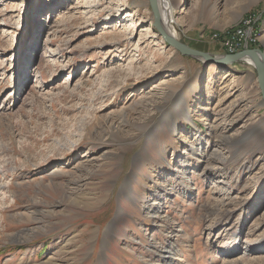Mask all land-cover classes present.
Returning <instances> with one entry per match:
<instances>
[{"label": "rangeland", "instance_id": "rangeland-1", "mask_svg": "<svg viewBox=\"0 0 264 264\" xmlns=\"http://www.w3.org/2000/svg\"><path fill=\"white\" fill-rule=\"evenodd\" d=\"M57 1L0 0V264H161L175 244L173 264H264V252H227L264 240L255 66L175 51L149 0ZM167 1L169 31L185 44L230 54L213 47L252 16L258 40L239 51H264V0ZM221 129L223 160L207 165L223 181L206 182V160L190 157L188 192L178 176L159 216L146 214L148 188L162 180L150 181L154 168L176 175L183 141L205 137L209 154Z\"/></svg>", "mask_w": 264, "mask_h": 264}, {"label": "bare ground", "instance_id": "bare-ground-1", "mask_svg": "<svg viewBox=\"0 0 264 264\" xmlns=\"http://www.w3.org/2000/svg\"><path fill=\"white\" fill-rule=\"evenodd\" d=\"M54 1H56V0H54ZM59 1L60 0H58L57 3ZM78 3H79V0H77L75 3L74 2H71L69 4L70 5L69 6V9L70 10L75 9V7H77L76 5ZM156 4H157V6L159 8V15H160V19L162 21V24H163L164 29H166V31L168 33H170V34L173 35V33H171L169 31L170 17L168 16V13H169V11H168L169 6L167 5L168 4V1L167 0H156ZM56 11H57V8L55 7V10H54L53 14H55ZM70 15H71V12H70ZM241 26H242V23H241ZM254 28H256V27H254ZM234 30H236L238 33H246V32H248V29L246 30V29L241 28V27L240 28L238 27V28H236ZM252 34H253V40H252V44H253V43H256V41L258 40V36H256V34L253 33V30H252ZM213 35H214V37H217L216 34H213ZM228 35H230V33ZM227 38H228V36L225 37V40L224 41H227ZM221 47L223 48L222 45H221ZM233 53H235V52H233ZM259 58H260V56H259ZM245 59H248V61H250L252 63V60L250 59V57H247ZM227 73H229V72H227ZM202 116L203 115H201V117ZM192 126L195 127L193 123H192ZM171 128L177 131L175 124H173V127H171ZM225 130L221 129L218 133H216L214 135L215 140H216V143H215L214 149H213L214 151L213 152H210L209 154H208V152L205 151L206 148L204 147V141L207 140L205 137L203 138L202 136H197V137H195V140L194 141H191L189 143L188 142L185 143V141H183V143L185 145H187V147H188L187 150H185V152H184L186 158L183 159V160H180L181 164L176 169V172H175L176 175L170 176L167 173L166 174H163L160 171L158 172V169L154 168V170L152 171L153 174L151 175V177H148L149 175L147 177L152 182L157 181L159 178H162V180H161V185L159 186L158 189H155L153 186H151V187L148 188V190H149L148 191V195H147V198L144 200V203H143V208L146 209V214L152 215V216H156V217L159 216V210L161 208L160 206L163 203L164 198L166 197V194H165L167 192L166 190H167V188H174L173 187L174 186L173 183H174L175 179H178V176H181V178L183 177V179H179V182L182 183L181 186L184 189L183 191H185V189H186L187 192H188V190H189L188 189V185H189L188 183L190 181H193L192 180V176L191 175L190 176L188 175V172H189V169H190V166H191L190 157L197 156L198 159L203 160V158H204L206 160L205 168L202 170L203 171L202 172V175L204 176V179H205L206 182H208L209 184H212L213 187H214V185L217 187V183L220 182V181H223L224 172H223L222 168L217 169L216 167H211V166H208L207 164L211 163L209 161V159L212 158L211 157L212 155H214L218 159H222L223 160V154H224L223 153V150H224L223 142H229L230 141V140H227L226 139V138H230V137H226L225 136V134H226L225 133ZM192 133L193 132L191 131V134ZM207 154L209 156H207ZM148 160H150V159H148ZM150 167H151V165H150ZM133 170L134 169H132V171ZM194 170H196V168ZM154 172L156 173L155 175H154ZM132 178H133V175H130V176L128 175L127 176V179L124 182L125 183V188L130 187L129 183L132 180ZM169 190H171V189H169ZM246 203L247 202H244V203L240 204L241 205V208H240V211L241 212H242V210L245 207H247L245 205ZM258 204H261V203L259 202ZM213 230H218V228L212 227V229H210V232L213 231ZM237 230H238V227H235L233 232H236L237 233ZM262 241H263V243L257 244L254 247H251L250 244L248 243V244H246L245 247H242V246H239L238 245L234 249L228 248L227 252L232 257L237 256L238 253H240V255L242 257L245 256V255H247V256L248 255H252L253 256L254 254H256L258 252H264V240L262 239ZM178 249H179L178 244H175L173 247H171L170 248L171 256L162 257L163 260H161V261H163V262L160 261L161 264H173V262H176L177 260H175L174 258L177 257V256L182 255V254L179 253V250ZM161 256H164V255H161ZM68 260H69V258L68 259L65 258V259L59 260L58 258H55V257L52 256V259H51V263L50 264H68ZM178 260H181L182 261V258L180 257V259H178ZM18 264H31V261L30 260L29 261L28 260H24V259L21 258V260L19 261Z\"/></svg>", "mask_w": 264, "mask_h": 264}, {"label": "water", "instance_id": "water-1", "mask_svg": "<svg viewBox=\"0 0 264 264\" xmlns=\"http://www.w3.org/2000/svg\"><path fill=\"white\" fill-rule=\"evenodd\" d=\"M149 5L151 6L153 14V25L158 31V33L163 37V40L169 47H172L175 51L179 52L184 56H189L195 60H198L201 64L208 66L214 64L215 66H226L231 65L234 61L244 60L247 57H250L252 64L256 69V79L259 82L261 89V96L264 102V51L261 49H246L233 54H218L214 55L208 51H200L189 46L187 43L181 42L178 38L168 33L164 29L162 21L159 15V8L156 4V0H149ZM260 56V58H259ZM227 67V66H226Z\"/></svg>", "mask_w": 264, "mask_h": 264}, {"label": "built area", "instance_id": "built-area-1", "mask_svg": "<svg viewBox=\"0 0 264 264\" xmlns=\"http://www.w3.org/2000/svg\"><path fill=\"white\" fill-rule=\"evenodd\" d=\"M249 18L250 19L244 23L248 24V32L238 33L233 29V31L228 36L227 41H220V45H223V50L233 54V52H238L239 49H245L249 44H252V27L254 26L256 20L252 16Z\"/></svg>", "mask_w": 264, "mask_h": 264}, {"label": "trees", "instance_id": "trees-1", "mask_svg": "<svg viewBox=\"0 0 264 264\" xmlns=\"http://www.w3.org/2000/svg\"><path fill=\"white\" fill-rule=\"evenodd\" d=\"M181 41H182V40H181ZM182 42H184V41H182ZM184 43H185V42H184ZM188 45L191 46V47H193V48H195V49H198V50H200V51H202V50H203V51H206V50H207V49H199V48H197L196 46H194V44L189 43V42H188ZM218 46H219V44H218ZM218 46H217V47L214 46L213 49H214V50H217V51H219V52H223L224 50H221V49L219 48L220 46H219V47H218ZM207 51H208V50H207ZM208 52H209V51H208Z\"/></svg>", "mask_w": 264, "mask_h": 264}]
</instances>
